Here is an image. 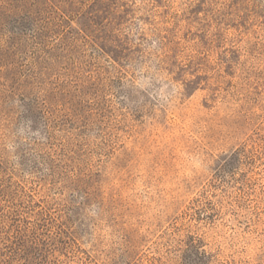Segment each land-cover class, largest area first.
<instances>
[{
	"label": "rangeland",
	"instance_id": "1",
	"mask_svg": "<svg viewBox=\"0 0 264 264\" xmlns=\"http://www.w3.org/2000/svg\"><path fill=\"white\" fill-rule=\"evenodd\" d=\"M0 264H264V0H0Z\"/></svg>",
	"mask_w": 264,
	"mask_h": 264
}]
</instances>
